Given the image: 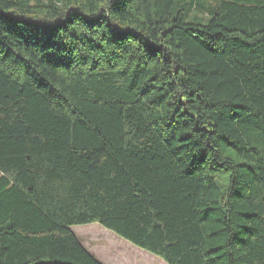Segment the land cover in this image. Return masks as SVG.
I'll list each match as a JSON object with an SVG mask.
<instances>
[{"label": "trees", "instance_id": "obj_1", "mask_svg": "<svg viewBox=\"0 0 264 264\" xmlns=\"http://www.w3.org/2000/svg\"><path fill=\"white\" fill-rule=\"evenodd\" d=\"M198 7L0 0V264H100L91 224L165 264H264V0Z\"/></svg>", "mask_w": 264, "mask_h": 264}, {"label": "rangeland", "instance_id": "obj_2", "mask_svg": "<svg viewBox=\"0 0 264 264\" xmlns=\"http://www.w3.org/2000/svg\"><path fill=\"white\" fill-rule=\"evenodd\" d=\"M193 2L200 7L189 12L186 9L185 21L205 24L208 20L207 11L216 6L217 0H193ZM71 233L84 250L100 264H165L161 259L133 247L98 224L75 226L71 228Z\"/></svg>", "mask_w": 264, "mask_h": 264}]
</instances>
